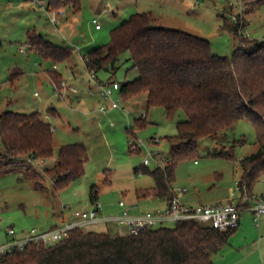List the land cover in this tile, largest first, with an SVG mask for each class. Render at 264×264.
I'll use <instances>...</instances> for the list:
<instances>
[{
    "label": "rangeland",
    "instance_id": "rangeland-1",
    "mask_svg": "<svg viewBox=\"0 0 264 264\" xmlns=\"http://www.w3.org/2000/svg\"><path fill=\"white\" fill-rule=\"evenodd\" d=\"M41 1L0 0V114L6 110L25 114L41 112L53 129V159L61 146L76 143L86 145L89 159L84 175L57 193L50 176H39L27 166L20 165L22 161L19 159L16 169H0V244L10 239L9 228L20 232L26 228L48 227L53 218L62 216V211L70 221L78 220L75 211L93 207L89 198L93 183L100 187L98 202L106 216L120 212L118 203L121 199L135 200L138 188L145 190L155 184L150 174L136 171V167L143 165L146 147L160 150L168 157L169 144L165 138L177 134V122L186 116L180 113L176 119H170L162 107L147 110L146 93L128 101L122 100L126 112L120 109L107 113L99 111L107 100L96 89L82 56L109 43L115 27L134 13L151 11L155 17L153 26L178 29L205 38L210 41L214 53L229 58L233 57L240 36L231 31L227 18L233 22L245 19L247 26L243 36L264 41V2L253 5V11L246 17H238L243 15L246 0H81L78 12L71 6L55 8L66 10L63 21L56 25L41 5L46 6L50 0ZM251 7L250 3L247 9ZM94 18L102 26L100 31L96 30ZM28 28H36L55 44L73 47L72 57L59 63L43 59L29 48ZM21 48L26 52L20 51ZM129 57V52L120 57L113 78L119 83L132 81L139 75ZM53 70L78 92L63 89L64 95L60 94L61 83L58 89L50 75ZM12 73H17L14 81L10 80ZM98 76L102 82H109L111 72L102 69ZM114 97L118 99L120 95ZM147 112L149 124L143 129L133 128L135 119L144 114L147 117ZM131 127L134 135L129 131ZM132 138L142 151L133 150ZM154 138L161 139L160 144H151ZM198 146L200 156L197 160L184 161L177 166L176 188L187 189V196L194 204L227 202L237 191L236 182L242 175L241 160L259 149L254 125L247 119L241 120L217 138L200 139ZM223 147H234L236 160L209 155ZM3 150L0 140V152ZM22 158L28 161L29 156ZM53 159H46L39 167L31 164L43 172L54 162ZM156 166L151 160L147 167L153 170ZM38 183L41 188L37 187ZM255 191H264L261 182L255 186ZM246 213L243 221L248 219L253 230L234 234L230 245L214 257L216 262L224 263L225 259L220 258L231 251L230 246L238 248L245 243L252 250L260 248L264 254V228L262 225L256 227L252 215ZM109 225V233L117 234L114 224ZM173 225L174 222L166 223L168 227ZM257 264H260L259 260Z\"/></svg>",
    "mask_w": 264,
    "mask_h": 264
},
{
    "label": "trees",
    "instance_id": "trees-1",
    "mask_svg": "<svg viewBox=\"0 0 264 264\" xmlns=\"http://www.w3.org/2000/svg\"><path fill=\"white\" fill-rule=\"evenodd\" d=\"M53 8L71 6L81 9V0H50ZM264 0H246L243 15L253 11L255 4ZM252 5L250 10L248 4ZM231 11V10H230ZM245 20V19H244ZM227 18L231 31L240 36L233 57L213 52L205 38L178 29L153 26L151 11L137 12L111 31L109 43L97 46L83 55L87 70L97 75L102 69L111 72L114 80L120 57L129 52L138 77L120 83L124 101L143 93L147 96V109L162 107L166 116L176 119L180 113L186 118L177 122V134L166 137L169 144L168 161L164 167L153 170L147 166L136 171L150 174L153 187L138 190L144 195L165 198L170 203L175 195L176 169L184 161L200 156L198 142L205 137L217 138L239 121L252 122L256 132L257 152L241 160L242 175L239 186L242 194L252 196L255 186L264 178V41L244 37L240 30L247 22ZM30 50L47 61H68L74 48L58 45L36 29L27 32ZM17 73H12L14 81ZM50 75L59 89L63 80L57 71ZM149 124L147 117L135 119L134 127L143 129ZM132 127L130 133L135 134ZM0 169L10 171L18 166V159L39 176H50L57 193L67 188L85 173L89 159L83 143L60 147L51 166L43 172L22 157H55L54 134L41 112L29 114L3 111L0 114ZM236 160L234 147L210 153ZM109 175V174H107ZM110 178H106L109 180ZM41 188L40 184H37ZM43 187V186H42ZM100 187L91 184L89 198L92 204L99 199ZM139 192V193H140ZM237 228L221 231L211 225L186 220L173 227L166 224L145 228L138 234H111L77 228L68 239L53 245L29 244L23 251L6 256L0 264H214L213 258L230 241Z\"/></svg>",
    "mask_w": 264,
    "mask_h": 264
},
{
    "label": "built area",
    "instance_id": "built-area-1",
    "mask_svg": "<svg viewBox=\"0 0 264 264\" xmlns=\"http://www.w3.org/2000/svg\"><path fill=\"white\" fill-rule=\"evenodd\" d=\"M37 2H42L37 0ZM42 7L46 9L47 14L51 22L54 24L60 23V17L65 15L63 9H54L50 5L41 3ZM93 23L97 29L101 28V24L98 19H94ZM243 30L240 33L243 35ZM21 51L25 52L21 48ZM96 89L104 96L107 102L100 107V112L107 113L109 110L120 109L126 112V108L122 106V97L115 98V92H119L121 85L118 81L102 82L96 81ZM63 89H69L72 92H78L75 87H68L67 83L63 80L61 82V91ZM59 91L60 94L62 92ZM63 96V95H62ZM146 117V114L142 116ZM131 147L133 150L142 151L139 145L132 142ZM161 139H152L151 144H160ZM44 158H39L35 155H30L28 161L34 165L41 166L45 163ZM151 160L156 162L157 166L164 167L168 161V158L160 151L153 150L146 147V155L143 162L144 166H148ZM261 184L264 186V178L261 180ZM237 191L232 193L229 201L219 203H198V204H185L181 201V194L186 192L185 188H176L175 195L167 207L156 211H147L142 213H133L136 205L127 204L125 199H121L118 203L120 212L115 215L106 216L103 214V208L97 201L93 204L90 210H77L75 216L78 220L72 222H65L60 226L52 227L49 229L31 228L27 231L25 236H17L18 232L15 228L11 227L8 230L11 236L5 243L0 244V262L8 255L15 251H23L29 244H43L45 246L53 245L62 240L68 239L71 232L74 229H81L84 232L92 230L93 226H99L101 224L113 223L120 227H126L127 232L125 234H138L145 228H153L160 225H164L167 222H180L186 220H192L205 225H211L212 227L226 231L234 228H238L241 222V216L243 213L250 211L253 215V220L256 225L264 218V194L257 197H249L247 194L243 195L239 186V181L236 182ZM64 208H68L65 206ZM121 234V235H125Z\"/></svg>",
    "mask_w": 264,
    "mask_h": 264
},
{
    "label": "crops",
    "instance_id": "crops-1",
    "mask_svg": "<svg viewBox=\"0 0 264 264\" xmlns=\"http://www.w3.org/2000/svg\"><path fill=\"white\" fill-rule=\"evenodd\" d=\"M46 5H50L51 7H53V5L51 4V2H49V4H46ZM65 9V8H64ZM66 11V10H65ZM66 14V13H65ZM66 16V15H65ZM64 16V17H65ZM64 17L63 16H61L60 17V20H62L63 21V19H64ZM94 19H97V18H94ZM94 19H93V21H94ZM34 29H36V28H34ZM102 29V26H101V28L100 29H97L96 28V30L97 31H100ZM30 30V28H28V30H27V32ZM37 30V29H36ZM39 32V31H38ZM21 51V50H20ZM26 52V51H25ZM83 57V56H82ZM83 61H84V63H85V60H84V58H83ZM87 69V68H86ZM89 72V71H88ZM90 73V72H89ZM62 77V76H61ZM90 77H91V79H92V81H94V83H95V80L96 81H102L100 78H99V76H98V74L95 76V75H92L91 73H90ZM68 85V84H67ZM95 86H96V84H95ZM68 87H75V86H73V85H68ZM76 88V87H75ZM69 90V89H68ZM78 90V89H77ZM71 91V90H70ZM62 92V91H61ZM75 93V92H74ZM77 93V92H76ZM62 94H63V92H62ZM64 95V94H63ZM115 95H120V91L119 92H115ZM147 110H149V109H147ZM100 111V110H99ZM52 113L53 114H56V111H54V110H52ZM148 116H149V112H147V119H148ZM51 125V124H50ZM53 160H55V159H53ZM53 164V163H52ZM51 164V165H52ZM50 165V166H51ZM154 186V185H153ZM153 186H151V187H153ZM150 187V188H151ZM264 187V186H263ZM175 188H176V186H175ZM149 189V188H148ZM54 190V189H53ZM138 190H142V189H137L136 190V198H135V200H132V201H128V200H126V202H127V204H129V205H136L137 207L135 208V209H133V213H136V214H138V213H142V212H147V211H156V210H159V209H164V208H166L167 207V205H168V201L165 199V198H160V197H156V196H153V195H144L143 194V192H140V191H138ZM140 192V193H139ZM187 193H188V190L186 189V192L185 193H183V194H181V201L183 202V203H185V204H194V203H192L191 201H193L192 199H189V197L187 196ZM264 194V191H262V192H260V193H256V191H255V188H254V191H253V194H252V196L251 197H257V196H259V195H263ZM230 199V198H229ZM229 199L227 200V201H229ZM99 200V199H98ZM220 202H222V201H220ZM204 204V203H203ZM119 209H120V207H119ZM246 213V212H245ZM247 213L248 214H250V215H252V213L250 212V211H247ZM246 213V214H247ZM243 215H245L244 213L242 214V216H241V222H240V225H239V227L236 229V231H235V233L234 234H238V233H246V232H248V231H250V230H253L252 228H251V226H250V221L248 220V219H245L244 221H243ZM252 219H253V215H252ZM65 222H72V221H70L69 220V218H67V216H65V214H64V212L62 211V216L60 217H55V218H53L52 219V222L48 225V227H41V229H49V228H52V227H56V226H60V225H62L63 223H65ZM253 222H254V220H253ZM254 224H255V222H254ZM261 225L263 226V228H264V218H262L261 220H260V222H259V225H256L255 224V226L256 227H261ZM109 224H107V225H105V224H101V225H99V226H93L92 227V230H95V231H98V232H103V233H105V232H110L109 231ZM114 226H115V228H116V230L118 231V232H116L117 234H125L126 232H127V228L126 227H120V226H117V225H115L114 224ZM29 229L28 228H26V229H21V231L20 232H18V234H17V236H19V237H23V236H25V234L27 233V231H28ZM123 231V233H121ZM120 232V233H119ZM234 234H232V236L234 235ZM231 236V237H232ZM228 245H230V241H229V243L226 245V246H228ZM225 246V247H226ZM224 247V248H225ZM231 248V251L230 252H225V254H224V256H223V258H220V259H225V261H226V263H225V261H224V263L225 264H257V260H259L260 261V264H264V254H263V252L261 251V249L260 248H258V250L257 251H255V250H252L251 249V247H249V245L247 244V243H245V244H243V245H240L238 248H235L234 246L232 247V246H230ZM223 248V249H224ZM222 249V250H223ZM233 249V250H232ZM221 250V251H222ZM220 251V252H221ZM234 251V252H233ZM219 252V253H220ZM218 253V254H219ZM218 254H216V255H218ZM235 254V255H234ZM215 255V256H216ZM228 255H230V256H228ZM232 255V256H231ZM214 256V257H215ZM227 258V259H226ZM213 262H214V264H224V263H222L220 260H219V263H218V261L216 262V260H214V258H213Z\"/></svg>",
    "mask_w": 264,
    "mask_h": 264
}]
</instances>
